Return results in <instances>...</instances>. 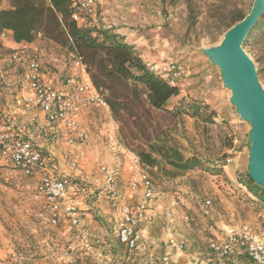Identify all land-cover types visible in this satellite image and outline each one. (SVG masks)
Returning a JSON list of instances; mask_svg holds the SVG:
<instances>
[{"label": "rangeland", "instance_id": "374dc122", "mask_svg": "<svg viewBox=\"0 0 264 264\" xmlns=\"http://www.w3.org/2000/svg\"><path fill=\"white\" fill-rule=\"evenodd\" d=\"M253 0H96L97 14L93 26L99 31H111L133 47L143 63L156 65L176 63L185 73L179 83L178 101L196 100L208 105L217 118L213 123L175 116L171 110L152 108L140 93L141 86L115 88L120 95L122 110L114 114L93 111L86 119V160L77 171L62 168L70 176L80 177L86 185L82 208L89 214L87 232L90 235L113 232L109 220L107 199L90 182L98 165L114 168L122 182L135 175L148 176L159 193L143 225L150 246L139 260L158 264L166 241L177 238L186 242V250L204 253L209 239L220 236L225 227L246 222L262 224L261 204L252 200L245 187L248 173L249 125L242 122L229 104L230 92L223 87L219 70L202 54V49L218 45L223 31L212 40L210 27L220 15L232 11L247 14ZM189 7L193 15L189 12ZM6 6L0 3V10ZM0 45V54L9 47ZM58 47L61 49L59 50ZM37 54L48 61L53 54H66V47L36 42ZM243 50L254 63L261 87L264 89V28L260 26ZM109 97L111 91H102ZM14 92L0 87V111L13 113ZM172 107V106H171ZM226 109L228 111H226ZM231 112V113H229ZM224 116L226 120H222ZM34 114L15 116L11 124L25 131L32 129ZM13 118V117H12ZM17 118V119H16ZM43 144V143H41ZM152 145L177 147L185 158H198L203 167L216 163L219 174L196 168L185 173L171 167H148L140 163L137 154L149 152ZM59 158L61 145L44 146ZM226 158L231 159L226 164ZM34 180L23 177L10 167L0 166V264H57L61 249L77 243L73 234L43 227L34 216L31 194ZM257 198L264 202V189L255 185ZM259 190V191H258ZM210 200L209 208L204 202ZM224 229V230H223ZM69 233L71 231H68ZM114 256L120 261L122 251ZM184 242V243H185ZM168 244V243H167ZM193 247V248H192ZM135 264H140V262ZM89 264V261H79ZM246 264H251L247 261Z\"/></svg>", "mask_w": 264, "mask_h": 264}, {"label": "built area", "instance_id": "2783aa9c", "mask_svg": "<svg viewBox=\"0 0 264 264\" xmlns=\"http://www.w3.org/2000/svg\"><path fill=\"white\" fill-rule=\"evenodd\" d=\"M69 9L70 20L78 28L95 27L96 0H70ZM36 42H43L41 34L35 36L34 42L15 43L11 31H0V45H12L0 54V87L15 93L12 101L16 117L34 114L32 129L25 131L10 123L15 116H9L5 109L0 111V166L34 180L31 203L34 216L43 227L75 233L77 243L61 249L57 264H79V261L130 264L127 256L143 244V225L151 207L158 202L159 193L148 176L137 174L123 183L114 168L98 165L90 184L110 206L109 220L113 225L110 235L123 254L116 261L107 231L99 235L87 232L89 214L80 204L86 195L83 179L62 171V168L77 171L86 160L87 116L93 111L109 112L110 108L104 95L94 87L80 58L66 52L43 60L34 49ZM145 67L170 86L178 85L185 76L174 62L158 65L145 62ZM49 143L62 146L59 158L48 147L44 149ZM230 162L226 160V164ZM203 205L209 208L210 200ZM261 211V225L234 224L232 216V224L207 242L211 264H246L247 261L264 264V202ZM167 246L178 252L185 249L184 242L173 238L168 239ZM160 263L181 264L178 259L172 261L169 255L161 257Z\"/></svg>", "mask_w": 264, "mask_h": 264}, {"label": "trees", "instance_id": "16d2710c", "mask_svg": "<svg viewBox=\"0 0 264 264\" xmlns=\"http://www.w3.org/2000/svg\"><path fill=\"white\" fill-rule=\"evenodd\" d=\"M69 2L70 0H0V3L6 6L0 10V31L4 29L11 31L15 43L34 42L35 36L41 34L45 43L49 42L61 48L68 45L69 51L66 52L76 55L85 64L94 87L100 92L111 91V95L105 100L114 114L122 110L123 106L120 95L114 92L115 88L124 86L129 89L141 86L140 93L154 109L164 111L170 109L171 114L175 116L185 115L204 123L214 122L213 120L217 118L215 112L209 109L208 105L199 104L196 100H180L171 105L172 100L179 96V84L170 86L148 72L145 63L136 55L133 47L111 31H99L95 27L78 28L70 20ZM189 12L191 16H195L190 7ZM247 14L232 11L225 16L220 15L210 26L212 40L220 31L224 34L242 21ZM260 26L264 28V15L245 39L244 46L249 45L253 34ZM220 117L226 120L224 116ZM137 157L141 164L148 167L164 164L182 173L196 168L206 172L211 170V174L221 172L216 168V163H212V167H203L198 158H185L177 147L152 145L149 152H140ZM245 177L247 180L245 187L252 195V200L261 204L248 173Z\"/></svg>", "mask_w": 264, "mask_h": 264}, {"label": "water", "instance_id": "95a60500", "mask_svg": "<svg viewBox=\"0 0 264 264\" xmlns=\"http://www.w3.org/2000/svg\"><path fill=\"white\" fill-rule=\"evenodd\" d=\"M264 15V0H253L242 21L226 31L218 45L202 49L219 70L223 87L230 92L229 104L239 119L249 125L248 176L264 189V89L243 43Z\"/></svg>", "mask_w": 264, "mask_h": 264}, {"label": "crops", "instance_id": "0c3cea01", "mask_svg": "<svg viewBox=\"0 0 264 264\" xmlns=\"http://www.w3.org/2000/svg\"><path fill=\"white\" fill-rule=\"evenodd\" d=\"M10 45V44H8ZM12 46V45H10ZM229 110V109H228ZM226 109V111H228ZM231 113V112H229ZM234 218V213H230V219ZM228 227V226H227ZM225 227V229L227 228ZM224 230V229H223ZM224 231H221V234L223 233ZM143 234H144V230H143ZM174 240L176 241H181V242H185L181 239H177V238H173ZM210 240V239H209ZM208 240V241H209ZM167 243L168 241H166V244H165V248L167 249L166 251H164V253L162 254L161 257H163L164 255H169L170 259L173 261V260H177L181 263V264H211L210 262V259L208 257V253H207V245H206V251L204 253H196V251H194L193 249L191 250H186V242H185V249L183 252H178L174 249H170L168 246H167ZM150 246V244L148 243L147 241V238L146 236L144 235V242L143 244L133 253H130L128 254V258H129V261H130V264H135L136 262H138V258H141L142 255H144V252L145 250ZM193 248V247H192ZM161 257L158 259V264H161L160 263V259ZM140 264H150L148 262V260L144 259V261L142 259L139 260Z\"/></svg>", "mask_w": 264, "mask_h": 264}]
</instances>
